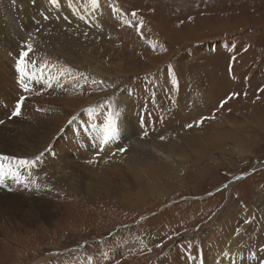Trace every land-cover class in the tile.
<instances>
[{"label": "rangeland", "instance_id": "obj_1", "mask_svg": "<svg viewBox=\"0 0 264 264\" xmlns=\"http://www.w3.org/2000/svg\"><path fill=\"white\" fill-rule=\"evenodd\" d=\"M66 1L67 8L38 7L27 35L41 40L34 38L33 56L57 58L69 88L51 94L30 82L16 93L3 84L13 86L12 73L0 71V135L20 132L33 144L17 149L26 155L0 149V156H40L34 167L19 169L23 179L9 173L14 161L0 170V264H218L233 255L243 260L248 251L252 264H264V0H69L74 8ZM154 15L179 39L157 34ZM0 21L9 27L1 12ZM186 24L195 31L188 40ZM0 51L1 68L11 61ZM96 63L100 72L86 68ZM233 93L239 95L228 99ZM178 100L197 101L198 110L188 104L179 116ZM125 113L136 118L135 136L166 153L174 148L164 165L180 176L175 182L163 174L159 193L138 201L155 159L119 139ZM109 117L112 148L99 135L86 149L77 140L83 119L104 133ZM214 122L223 136L234 122L222 154L212 149L219 158L207 150L179 168L178 154L203 152L188 133L209 135ZM50 150L64 152L60 167L48 160ZM233 237L236 244L221 245Z\"/></svg>", "mask_w": 264, "mask_h": 264}, {"label": "bare ground", "instance_id": "obj_2", "mask_svg": "<svg viewBox=\"0 0 264 264\" xmlns=\"http://www.w3.org/2000/svg\"><path fill=\"white\" fill-rule=\"evenodd\" d=\"M3 1H4V3H2V4L0 2V12L3 15H7L8 16V21H9L11 26L9 25V27L4 28V30L0 28V48H2L5 53H7V57L11 61V64H8V62L3 61L2 64H1L0 71H5L6 73L10 71L12 73V75H13V82H14L13 86H12V83L10 84L8 82L3 83V84H5L8 87H10V89H12V91L15 89L16 93L18 92V90H20V92H21V90H23L27 85L30 86L29 85L30 82H31L32 86H36V87H38V86H47V87H49V91L51 92V94L54 91L55 92L56 91L57 92H59V91L62 92L63 88L68 89L69 88V84L67 82H65L63 76H60L62 72L60 71V68L58 66L57 58H53V59L52 58H48L49 61L51 62L50 63V62H46L45 60H43L45 58L39 59V58H37V55L33 56L32 48L34 46L33 45L34 40H35L34 38H38V36L36 37L34 35H31V37H29V35H27L28 33H30V28H32V26L35 24V22H37V21L34 22L31 19V15L34 12H36L38 7H41V6H44V7L50 6L52 8L65 7L67 1L66 0H55V2H54V0H17L16 4L15 3H12V4L9 3L10 0H2V2ZM63 5H65V6H63ZM68 6H69V8H74L69 0H68ZM66 8H67V6H66ZM3 12L6 13V14H4ZM11 20H13V21H11ZM20 23H24V26H22V29H21ZM2 25H5V24L3 23V21H0V26H2ZM16 25H17L18 28L15 27ZM150 26H153L156 29L155 31H157V34H158L159 31L162 32V34H164L171 42H173L175 40V38L179 39L177 31L173 30L170 27V25H169V27H170L169 28L167 26V24L164 23L163 19L159 18V16H155L154 15L153 17H151V25ZM194 34H195L194 29L192 27H190V25L186 24L185 28L183 30V34H182L184 40L190 39V36H192V35L194 36ZM37 41L40 42L41 40L38 38ZM29 46H31L30 49H29ZM124 51L125 50H123L122 53H124ZM24 52H28V56L27 57L23 56ZM0 54H1V51H0ZM22 59L24 61L23 63H21ZM0 60H1V56H0ZM127 61H128V59H127ZM90 62H92V59H90ZM122 66H124V65H122ZM86 68H89L90 70H96V72L97 71L100 72L99 69H102L103 67H102V65H98V63H96L95 66H93V64H90ZM115 68H117V67L115 66ZM17 69L19 71L18 72L19 76L15 75V73H14ZM22 69H23V71H22ZM122 71H124V70H122ZM183 79H185V78H183ZM60 94H58V95H60ZM127 94H128V90H127V93L123 94V99L126 98ZM184 94H185L184 91H182V93L179 96L180 99H182V96ZM204 98L205 97H203L202 101L204 100ZM4 99H6V97ZM181 101L182 100L174 101L175 103L173 104V109L175 108V111H179L180 112L179 116H180V114H182L184 116V107L186 105H188V104H189L187 106L188 109H191L192 111L198 110L197 107L193 108L194 106H196L197 101L193 100V102L185 103L183 105H182ZM5 105H6V107H8L7 104H5ZM174 105H175V107H174ZM193 113H195V112H193ZM189 114H191V112ZM172 115H175V113H173ZM124 116H126V117H125V121L122 123V127H123L122 131H120L119 135H118L119 139H121L123 142L129 140L132 143L133 146L139 148L140 150H142V152L148 154L149 156L151 155L150 157L155 159V161H151V165L152 166H149L147 168V170H149L148 171V178H149L148 179V185L145 186L142 189V192L140 191V194L138 192L139 196L134 198L136 201H138V200L143 199L145 197V195L149 196L150 194L159 193L158 192V183L160 181V177L163 174L164 175L166 174L167 176H169V178L175 180V182H179L178 179L180 178V176L178 174L175 175L174 172L173 173H169L167 171V169L169 167L164 165V161H168L169 160V156H170V154H172L174 148H172L170 150L172 152L169 151V153H166L163 150H161L160 148H158L157 146L153 145L147 139H142L141 137L135 136V135H137V132L139 130L138 129V125L136 123V118L132 117L129 113L128 114L125 113ZM168 119H170V117ZM83 123L86 126V130L85 131H80L81 137L79 139H77V138L76 139L80 140L84 144V147L86 149L91 145V142H93L92 143L93 146L91 145V147L95 148L94 147V142L96 140H98V142H99L100 141V137L98 139H94V138L98 137L99 135L104 138V133L99 131V130H97L96 129L97 127H94L92 125V123L90 124L88 122V120H86V118L83 119ZM167 124L168 125H173V122L171 120H169ZM199 125H201L200 130H202V129L205 130V124L203 122H199ZM233 125H234V122L230 123V126L227 125L226 130H228L229 132H227L228 133L227 135L224 132V136H223V134L220 135L221 131L219 130L220 129L219 122H214V126H216L217 128L214 127L213 128L214 132L210 133L209 135L206 133V131H203V132L201 131L202 133H199L198 135H194V136H192L193 134L190 135L191 132H189L188 133V137H187L188 138V142L191 143V144H192V142H193V144L194 143L199 144L201 146V148L203 149V152H202V154H199V153H201V151H198V149H197V151L195 152L196 157H194V158H187L188 157L187 153L178 154L176 156V158L180 159V160H182V162H184V163L179 164V168H181V167H183L185 165H188L191 162L192 163H197L202 158H205L207 156L206 155L207 150L210 151V153L208 154L207 157L208 158L211 157L212 159L214 158L215 160H217L219 157L216 158L215 153H214V151L212 149L213 148H217L219 153L222 154L223 150L225 149V146L223 144L224 141L225 140H230L234 136L235 132L231 131V128L234 127ZM1 130H2V128L0 129V133H1ZM53 131H54V129H53ZM19 133H13V134H8V135H4V136H3V134H1L0 135V149H1V151H4V153L7 152V153H11V154L26 155V153H24L22 151H19L17 149L18 148H33V144L28 142L29 141V137L28 136L27 137L23 136L24 135L23 134L22 137H19L21 135ZM31 134H32V132H31ZM33 135H34V133H33ZM234 141L236 142V139ZM75 143H77V142H75ZM107 144H108V142H107ZM34 147H35V145H34ZM107 147L112 148V146L109 145V144H108ZM75 150H78V147H76ZM96 150L93 149V152H95ZM63 153L64 152H62V153L60 152L58 154L55 153L56 154L55 155L50 150L48 155L49 156L51 155V156L48 158V160L50 162H52L53 164L55 163V165H58L60 167V162H65V160L63 159L65 157V155ZM79 157L83 158L81 153H79ZM171 157H173V156H171ZM122 160H125V159L122 158ZM122 160L119 159V164L120 165L123 164ZM160 163L163 164V165H159ZM139 164H141V163H139ZM146 164L147 163H144V165H146ZM176 168H178V167H174V168H170V169H176ZM234 185L235 184H233V185L231 184L230 187H232ZM8 198H10V197L8 196ZM10 199H12V198H10ZM128 201L130 202L131 200H128ZM123 202L124 201H121V203H123ZM131 202L135 203L134 200L131 201ZM133 203H131L132 207H133ZM225 229L223 227L221 228V230H223L222 233L225 232L224 231ZM232 242H234V244H236V242L234 241V237L231 238V240H229V241H221L220 243H221V245L226 246L228 243H232ZM241 259L236 260V255L229 256L228 258L223 257V259L221 258V261L218 264H235V263L236 264H252L253 263V260L251 259V255H250L249 251L246 254V256L244 257V259L243 260H241Z\"/></svg>", "mask_w": 264, "mask_h": 264}, {"label": "snow or ice", "instance_id": "obj_3", "mask_svg": "<svg viewBox=\"0 0 264 264\" xmlns=\"http://www.w3.org/2000/svg\"><path fill=\"white\" fill-rule=\"evenodd\" d=\"M55 2V0H54ZM92 3L96 6H98V0H92ZM133 16L136 15V13H132ZM126 23L131 24V21H127ZM142 23V22H141ZM31 48V46H29V49ZM24 57L28 56V52H24L23 53ZM23 59L21 61V63H23ZM23 71V69H22ZM173 83H177V81L174 79ZM238 93H233L230 97H228V99H231L233 96H238ZM25 98L21 97L20 101L18 102L17 106H16V110H15V115H19L20 111H21V104L23 102ZM227 101H222L223 103H226ZM202 119H206V118H202ZM0 123H2V121H0ZM188 127H192V125H188ZM103 131H104V139H103V143H107L108 142V137L111 133H113L115 131L114 128V121L111 119V117H109V119L107 120V122L104 124L103 126ZM145 135H147V133L145 132ZM163 139V138H162ZM125 149H121V151H124ZM42 155V154H41ZM40 160V156H36L33 159H27V158H17V157H8V156H0V170H2L4 168V162H15L16 168L9 169V173L11 175H13L14 177H19L22 178V175L19 171V169L21 168H32L34 167ZM3 173L0 172V178H2Z\"/></svg>", "mask_w": 264, "mask_h": 264}, {"label": "crops", "instance_id": "obj_4", "mask_svg": "<svg viewBox=\"0 0 264 264\" xmlns=\"http://www.w3.org/2000/svg\"><path fill=\"white\" fill-rule=\"evenodd\" d=\"M211 47L213 48V46H211ZM209 48H210V47H209ZM216 48H217V47H214L215 51H216ZM229 64L232 66V67H231V70H229V71H231V73H232V70H233V69H232V68H233V61H230ZM232 75H233V74H232ZM207 115H208L209 117H210V115H211V116H216V115H215V112H214L213 110H212V113H211V114H207Z\"/></svg>", "mask_w": 264, "mask_h": 264}]
</instances>
